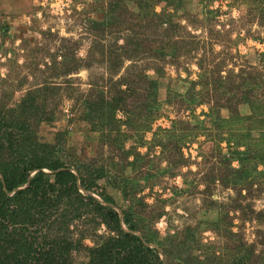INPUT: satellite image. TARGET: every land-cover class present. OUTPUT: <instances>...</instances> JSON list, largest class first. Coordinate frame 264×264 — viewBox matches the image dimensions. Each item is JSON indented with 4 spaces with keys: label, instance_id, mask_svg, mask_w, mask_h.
<instances>
[{
    "label": "rangeland",
    "instance_id": "obj_1",
    "mask_svg": "<svg viewBox=\"0 0 264 264\" xmlns=\"http://www.w3.org/2000/svg\"><path fill=\"white\" fill-rule=\"evenodd\" d=\"M116 1L110 19V0H0V110L30 92L36 141L72 170L103 168L94 196L110 195L165 264H264V0ZM152 11L170 23L140 35ZM130 30L144 42L123 49ZM94 105L104 118L91 123ZM77 205L50 221L87 264L115 234Z\"/></svg>",
    "mask_w": 264,
    "mask_h": 264
},
{
    "label": "trees",
    "instance_id": "obj_2",
    "mask_svg": "<svg viewBox=\"0 0 264 264\" xmlns=\"http://www.w3.org/2000/svg\"><path fill=\"white\" fill-rule=\"evenodd\" d=\"M143 1L139 0L140 3ZM139 8L143 9L141 6ZM120 11L119 2L110 0L106 8L108 17L111 19L114 15V18ZM163 16V14L156 15L152 11L149 17L148 14L141 17L140 35H145L142 30L145 29L147 32L148 28H153L156 32L160 30L159 33H161V27L170 23L169 15L167 19H163ZM129 32L130 34L123 39V43H126L123 49L128 43L144 42L142 39L141 42L137 40L139 37L137 33L134 35L133 31ZM138 47L136 44L132 51L133 55L122 57H136L139 54ZM121 62L119 61V66ZM119 83L127 85L126 81L120 80L113 84V88L117 89L121 95L128 97L129 86L126 91H122L118 87ZM148 84L151 85L152 82ZM150 88L154 91L153 85ZM29 94L30 92L24 95L18 104L17 111L12 114L8 115V110H0V264H73L69 252L73 242L64 235H55L64 231L63 228L66 225L62 226L61 224L64 223L62 222L56 223L61 226H56L50 221V218L57 214L58 208L69 202L78 204L79 209L90 207L100 218L101 223L115 234L92 249L87 264H162L158 251L145 245L148 240L144 236L139 238L122 230L123 224L128 230L135 232V227L130 222L126 211L120 208L123 216L121 223L114 209L103 206L93 197L84 196L78 191L77 180L83 189L94 193L93 183L106 177L103 168L85 173L75 167L74 170L77 173L75 175L72 169L56 155L59 151L56 145H40L36 141L35 131L31 127L34 120L24 116L28 112L26 104L29 101ZM118 97L113 103H109L110 112L114 113L123 103L125 104V100ZM96 109V105L92 108L90 106L87 109L89 113H85L91 123L104 118L103 113L94 117L99 112ZM257 117L254 121H264L259 115ZM235 147L247 149V146L240 142H236ZM55 150L58 151L55 152ZM234 152L242 155L247 151L241 152L235 149ZM256 157L264 167V155L259 153ZM32 172L35 173L32 175ZM28 179L29 185L25 189L12 193L16 188L23 187ZM98 196L103 202L116 206L110 195L100 193ZM258 215L262 216L261 213ZM51 227L54 231H50ZM43 228H49V230L44 232Z\"/></svg>",
    "mask_w": 264,
    "mask_h": 264
},
{
    "label": "water",
    "instance_id": "obj_3",
    "mask_svg": "<svg viewBox=\"0 0 264 264\" xmlns=\"http://www.w3.org/2000/svg\"><path fill=\"white\" fill-rule=\"evenodd\" d=\"M43 172H45V173H49V172L46 171V170H43ZM72 172H73L75 175H77V173H76L75 170H72ZM34 173H35V172H32V175H33ZM28 185H29V179H28L27 183H26L23 187L16 188L15 190H13L12 193H15V192H17V191L23 190V189H25ZM76 185H77V189H78V191H79L82 195L93 197V198H94L95 200H97L101 205H103V206H108V207L114 209V210L118 213V215H119V219H120V221H121V223H122V219H123L122 211H121L118 207H116V206L113 205V204H109V203L103 202L100 198L94 196V194H93L92 192L83 189V188L81 187V185L79 184V181H78V180H77V182H76ZM121 228H122V230H123L124 232H126V233H132V234L138 236L139 238H142L140 234H138V233H136V232H134V231L128 230L123 224L121 225ZM145 245L148 246V247H150V248H154V249H156V250L158 251L159 255H160V251H159L155 246L149 245L148 243H145ZM160 258H161V260H162V264H165L164 258L161 257V256H160Z\"/></svg>",
    "mask_w": 264,
    "mask_h": 264
},
{
    "label": "clouds",
    "instance_id": "obj_4",
    "mask_svg": "<svg viewBox=\"0 0 264 264\" xmlns=\"http://www.w3.org/2000/svg\"><path fill=\"white\" fill-rule=\"evenodd\" d=\"M53 7H55V5H53ZM155 11L156 12H159V7H157L156 9H155ZM236 15V13L235 12H233V16H235ZM141 152H143V149H141L140 150ZM129 159H131V158H129ZM237 165L234 163L233 165H232V167H236ZM233 231H235V229H233Z\"/></svg>",
    "mask_w": 264,
    "mask_h": 264
},
{
    "label": "snow or ice",
    "instance_id": "obj_5",
    "mask_svg": "<svg viewBox=\"0 0 264 264\" xmlns=\"http://www.w3.org/2000/svg\"><path fill=\"white\" fill-rule=\"evenodd\" d=\"M159 11H160V9H159Z\"/></svg>",
    "mask_w": 264,
    "mask_h": 264
}]
</instances>
